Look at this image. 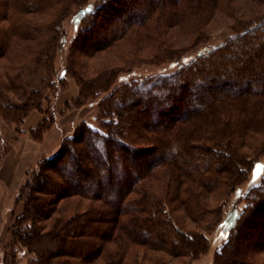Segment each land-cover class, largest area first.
I'll use <instances>...</instances> for the list:
<instances>
[{
	"label": "trees",
	"instance_id": "1",
	"mask_svg": "<svg viewBox=\"0 0 264 264\" xmlns=\"http://www.w3.org/2000/svg\"><path fill=\"white\" fill-rule=\"evenodd\" d=\"M72 4L81 1L0 0V91L19 100L0 96V112L20 132L32 110L43 113L29 131L35 140L53 122L43 99L55 82L59 23ZM86 5L77 25L91 18L79 26L56 79L75 78L74 105L97 101L98 125L83 121L59 151L26 171L16 196L24 202L16 234L35 252L33 264L194 259L209 247L196 230L218 217L220 201L264 153V0ZM218 20L231 21V35L171 73L117 83L119 71L107 55L91 68L78 60L145 37L142 49L153 59L174 61L208 41V25ZM174 29L184 40H176ZM186 39L192 42L177 53ZM17 49L21 61L15 64ZM244 199L213 264H264V176Z\"/></svg>",
	"mask_w": 264,
	"mask_h": 264
},
{
	"label": "rangeland",
	"instance_id": "2",
	"mask_svg": "<svg viewBox=\"0 0 264 264\" xmlns=\"http://www.w3.org/2000/svg\"><path fill=\"white\" fill-rule=\"evenodd\" d=\"M80 1L81 5L72 4L70 6L69 11L66 12L59 23L63 43L55 58V82L53 83L52 88L45 89L47 98L43 99L44 110H46L49 118L51 117V120H53L50 129L44 134L41 140L36 141L40 146L35 145L34 147L32 143L24 144L22 140L27 138V134L31 136L30 133L25 134V132H20L19 128L16 129L15 123H12L9 119H5L0 112V158L10 151L13 146L14 150L19 154H30L35 151V154L39 152V160L41 158L49 157L59 151L65 138L73 135L77 126L83 121L88 122L92 126L98 125V121L96 120V115L98 114L97 101L89 100L85 104L79 106L74 105L73 100L78 94V84L75 78L68 75L63 82L56 79L59 77L61 70L66 68L65 64L69 47L78 38L79 26L85 24V22L87 23V20L91 18L89 16L77 25L76 18L78 16V11L80 10L79 8L86 4L87 8H96L105 0ZM48 16L49 15L44 16L46 21L49 20ZM230 26L231 21L222 23V20H218L217 22L210 23L205 32L208 41L191 48L180 58L175 57L174 59L177 60L174 61L165 55L153 59L154 57H152L148 49H142L143 46L147 44L145 41L147 38L145 37L142 39L141 37L140 39H134L132 43H134L135 40L138 41L134 44L129 42V45L127 44L126 46L117 49L118 51L100 53L99 58L80 56L78 57V60L83 62L85 66L91 68L95 63L106 61L105 55H107V58L113 61L119 71L117 83L125 82L133 77L142 79L151 74L171 73L179 69L183 63L202 52L205 48L217 45L224 41L232 33ZM172 31L177 35L176 40L182 37V33H180L178 29ZM29 42H31V40L26 43ZM191 42V40L186 39L183 43H177L178 48L175 51L181 53L182 50H185V46L189 45ZM121 43L123 42H120L118 45H122ZM30 45L32 44L30 43ZM138 47H141L142 51L139 50L138 53L131 54L132 50L136 48L138 49ZM119 51H121V53L123 51L124 56H119ZM13 52L15 53V59L12 57V59L15 60L14 63H20L21 55L17 53L19 52L18 49ZM8 56L11 57L10 54H8ZM26 57L28 59L30 58L28 56ZM23 62H27L25 61V57ZM29 63L30 62H28V64ZM4 81L3 70L0 67V84L3 85ZM2 85L0 86L2 87ZM73 88H76L77 90L76 95H73ZM4 94L10 96L14 102H19L14 95L5 89L0 91V96H3ZM68 103H71L69 107L67 106ZM30 156L28 162L32 161L34 153ZM256 159L258 160L257 163L252 170L248 168L236 189L228 192L220 201V212L218 217L214 218L212 222L206 225L205 229L198 228L196 230L207 238L209 247L206 251L194 259L184 257L180 260H173L171 264L214 263L215 255L229 234L233 221L245 206L246 200L244 199V196L246 192L264 176V153L257 156ZM37 162L30 169L33 168V170H35V167H38ZM16 196L14 195L13 198L9 199L8 192L0 184V264H33L35 260V252L30 249V247L26 246L24 240H21L16 234L17 229L22 226L18 225V217L22 214L24 208V202H17Z\"/></svg>",
	"mask_w": 264,
	"mask_h": 264
},
{
	"label": "crops",
	"instance_id": "3",
	"mask_svg": "<svg viewBox=\"0 0 264 264\" xmlns=\"http://www.w3.org/2000/svg\"><path fill=\"white\" fill-rule=\"evenodd\" d=\"M77 90L73 88V95H76ZM44 115L38 110H32L22 124V129L25 134L29 133L30 129L37 127L43 120ZM23 143H32L39 145L35 139L27 134V138L22 140ZM40 146V145H39ZM36 150V149H35ZM40 151V150H39ZM34 153L32 161L28 162L30 155ZM39 152L19 154L14 150V146L3 157L0 158V184L8 192L9 199L17 194L18 188L23 181L24 175L39 160Z\"/></svg>",
	"mask_w": 264,
	"mask_h": 264
}]
</instances>
